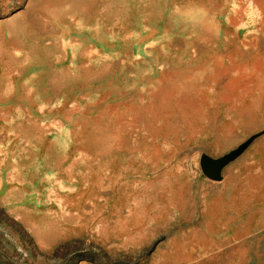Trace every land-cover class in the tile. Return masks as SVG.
Masks as SVG:
<instances>
[{
	"label": "rangeland",
	"instance_id": "obj_1",
	"mask_svg": "<svg viewBox=\"0 0 264 264\" xmlns=\"http://www.w3.org/2000/svg\"><path fill=\"white\" fill-rule=\"evenodd\" d=\"M0 264H264V0H0Z\"/></svg>",
	"mask_w": 264,
	"mask_h": 264
}]
</instances>
